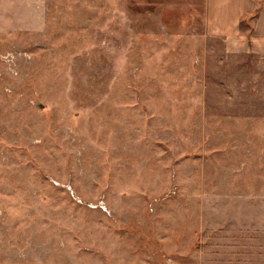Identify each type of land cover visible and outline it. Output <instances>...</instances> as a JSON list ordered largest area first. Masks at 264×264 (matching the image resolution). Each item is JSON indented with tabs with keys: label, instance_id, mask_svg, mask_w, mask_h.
I'll return each instance as SVG.
<instances>
[{
	"label": "rangeland",
	"instance_id": "rangeland-1",
	"mask_svg": "<svg viewBox=\"0 0 264 264\" xmlns=\"http://www.w3.org/2000/svg\"><path fill=\"white\" fill-rule=\"evenodd\" d=\"M116 1L0 0V264H264V55Z\"/></svg>",
	"mask_w": 264,
	"mask_h": 264
},
{
	"label": "crops",
	"instance_id": "crops-1",
	"mask_svg": "<svg viewBox=\"0 0 264 264\" xmlns=\"http://www.w3.org/2000/svg\"><path fill=\"white\" fill-rule=\"evenodd\" d=\"M125 6L128 15L142 6L150 20L177 22L174 31L186 34L200 28L209 36L232 40L236 50L264 55V0H119L114 8L118 20L124 18Z\"/></svg>",
	"mask_w": 264,
	"mask_h": 264
}]
</instances>
